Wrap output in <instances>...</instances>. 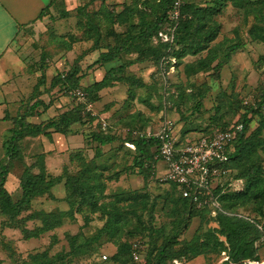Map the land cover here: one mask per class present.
I'll list each match as a JSON object with an SVG mask.
<instances>
[{"label": "rangeland", "instance_id": "1", "mask_svg": "<svg viewBox=\"0 0 264 264\" xmlns=\"http://www.w3.org/2000/svg\"><path fill=\"white\" fill-rule=\"evenodd\" d=\"M42 1L46 4L49 0ZM162 1L72 0L65 5L58 1L52 13L40 21L39 29L29 28L18 44V49L23 54L26 50L29 51L26 57L29 56L35 64L39 61L42 68H52L51 75L57 71L56 65L62 57L70 64V68L76 63L80 73L87 77V82H83V85L99 79L108 67L121 64L111 84L97 92L96 101H91L85 94L86 98L81 103L68 90L65 92L70 105L77 109L76 132L81 137V145L75 147L77 144L72 143L73 147L67 153L78 151L81 158L69 162L65 153V156H61L62 160L53 158L42 166L44 172L50 176H63L75 173L80 161H93L96 167L103 164L106 168L101 171L100 177L104 179L105 187L98 204H107L112 201L113 195L122 193L129 196L127 203L133 201L132 207H140L144 201L147 205L152 203L153 208L150 212L133 209L140 215V219H136L130 212L131 207L119 202L120 223L113 225L112 233L105 231L97 235V230L107 215L101 206L90 209L82 205L80 211H76L75 206L69 210L71 197L65 191L62 178L48 192L33 198L27 210L18 215L24 217L30 213L35 214L36 211H44L54 220L60 218L58 226L38 234L35 238L24 240L20 229H33L40 222L35 218L23 223L7 222L5 217L0 216V264H136L126 252L119 254L116 251L118 248L124 251L125 246L130 250L137 243L140 246L139 257L144 264L155 263V250L151 253L149 250L162 242L163 237L176 226L175 221L188 208L175 199L176 192L170 183L160 181L153 175L155 172H142L134 166V150L129 146L128 139L135 137L134 132L156 129L163 114L175 126L182 122L181 135L193 133L195 137L208 134L241 120L245 111L241 103L243 99L253 103L257 101L259 91L264 85V42L251 40L247 31L254 25L255 19L251 14L254 10L264 20V5H261L260 0H243L240 2L241 7L236 6L239 0L224 2L221 11L212 17L218 26L216 37L208 44V47H213L212 50L183 55L174 66V71L168 74L171 85H161V77L154 75L155 62L146 49L149 44L156 45L152 39L146 43L134 38L130 43L136 46L140 44L138 52L130 50L122 53L119 59L104 66L95 62L98 53L104 52L106 44L112 45L122 35H134L140 24L139 19L148 22L159 15ZM209 1L182 0V4L205 6L209 5ZM77 6H83L84 11L90 14L93 23L98 26L100 36L97 48L91 46L93 39L85 38L84 27L87 22L82 15L77 14ZM260 28L264 30V21L258 22L252 30L255 33ZM236 40L243 46L228 53L225 61L230 63L229 70L226 74L221 73L220 69L225 61L220 67L218 63L223 60L224 46ZM214 50L218 52L217 57L210 61L205 71L185 72V64L194 63L198 57H208ZM223 75H230L229 85H221V78L220 82L216 80ZM209 81H214L215 85H209ZM163 89L166 90L162 95ZM49 91L41 97L44 103L48 100L52 103L61 95L57 90L52 93ZM166 94L174 102L173 105L167 102ZM165 101L166 108L163 111L161 103ZM247 117L249 122L244 138H247L246 148L249 152L242 155L239 162L230 161V165L234 164L230 175H234L242 166L252 164L260 169L264 166V105L258 112L248 113ZM257 127L260 130L254 132ZM98 131L113 135L116 140L98 146L89 137L90 133ZM180 138L183 139L181 136ZM33 152L37 151L24 152L20 159L8 162L9 172L4 188L10 193L12 200L19 196V178L23 169L36 159ZM0 160L4 161V158ZM161 170L162 163L156 161L155 171ZM31 171L37 170L33 168ZM251 177L257 198L245 206L236 207L232 214L258 219V225L264 230V217L258 215V211H264V172L255 171ZM130 194L134 195L133 200L130 199ZM66 197L68 198L65 199ZM217 202L222 205L220 201ZM212 228H216V225L209 220L207 214L202 210L197 213L193 211L186 227L177 235L176 243L158 264H219L225 259L223 252L217 253L212 248L196 256L187 252L189 246L201 242L203 234ZM258 232L257 228L246 226L241 231V236L255 235ZM219 240L224 239L219 236ZM183 251L185 254L180 255ZM256 256L257 261L245 260L242 264L264 262V246L256 249Z\"/></svg>", "mask_w": 264, "mask_h": 264}, {"label": "trees", "instance_id": "2", "mask_svg": "<svg viewBox=\"0 0 264 264\" xmlns=\"http://www.w3.org/2000/svg\"><path fill=\"white\" fill-rule=\"evenodd\" d=\"M226 1L227 0H210L209 5L205 6L194 5L191 3L182 4L179 11V17L176 20L172 41L162 43L156 38V33L162 28L163 25L167 23V12L172 2V0H163L161 2V13L159 15L154 16V18L148 22L139 19L140 24L138 26L137 24L135 25L138 27V29L134 35H122V37H119L112 45L106 44L104 46V52L98 53L95 62H98L100 65H102V63H109L119 59L122 53L130 52V50L138 52L140 44L136 46L135 44L130 43V40L134 38H139L140 41L146 43L149 39H152L153 43L156 45L149 44L147 45L146 49L149 51L151 59H153L155 62V72L159 71L158 65L161 59L165 60L163 68L165 71H167L169 65L175 66L183 55H194L206 49L212 50L213 47H208V44L214 40L218 31L217 23L212 20V17L221 11L222 7L224 6V2ZM242 1L243 0L237 1L236 6L241 7L240 2ZM259 2L261 5H264V0H260ZM259 8L260 7H258V9ZM84 10L85 8L83 6H77L76 8L77 14L82 15L87 22L86 27H84L85 38L93 39L91 46L97 48V41L100 36L98 26L93 23V19L90 14ZM251 14L255 19L254 21L256 24L258 22L261 23L264 21L262 15H260L258 11L254 10ZM40 15H43L42 11L39 13V17ZM255 22H253L254 25L248 29V35L251 40L258 39L264 42V30L260 28L261 30H258L255 33L252 30V28H256ZM242 46L243 44L237 40L225 45L223 60H220L219 63L217 62L218 66L220 67V65H222L226 59H228V53H233L237 48ZM217 54L218 52L216 53L214 50V53L208 57H198L194 63L185 64V72H194L198 70L205 71L210 61L216 59ZM170 58H174L173 63H170ZM120 66L121 64L119 66L108 67L105 69L100 79L93 81L87 86L81 88L77 85L79 76L76 75L79 73V66L74 63L65 77V84L60 86H62V88L65 90L79 87L85 92L91 101H96L98 98L97 92L111 84V80L115 78L113 76L115 72L119 70ZM58 76L55 77V80L53 79L54 83L59 80ZM165 90L166 89H163L162 95L165 93ZM166 100L167 102L171 103V105H173V101L171 102L170 97L167 94ZM161 105H163V103H161ZM242 105L245 107V111L241 116V120L237 121L241 123L242 128L237 132L235 138L231 141L230 150H227L226 152L227 159L224 165L230 170L234 165H230V161L233 160V163L239 162L240 157L249 152V149L246 148L247 138H244V131L246 129L247 123L249 122L247 114L258 112L264 105V85L259 91L257 101L254 103H242ZM73 109L75 110L74 113L77 114L76 107ZM68 116L69 115L61 114L43 126L26 122L24 115L18 116L13 119L12 127L3 136L2 148L4 161L0 160V216L5 217L7 222L16 221L23 223L24 221L32 218H35L40 222V225L33 229H26L24 227L20 229L22 238L24 240L35 238L38 234L58 226L61 222L60 218L57 217L56 220H54L50 214H47V212L44 211H36L37 213H30L24 215V217H18V215L21 212L27 210L33 198L48 192L49 188L59 183L62 178H64L63 186L65 187V191H67L68 195L71 197L69 199V210L74 206L76 211H80L82 205H86L90 209H95L101 206L100 208L107 215L106 220L97 230V235H100L105 231L112 233L111 230H113V225H118L120 223V214L118 211L119 202H122L124 206L131 207L130 212L136 219H140V215H137L136 211L133 209H136L140 212H150V210L153 208L152 203L147 205V203L144 201L140 204V207H135V205L132 207L133 201L132 203H127V197L129 196L126 194L122 195V193L113 195V199H111L112 201H109L107 204L102 202L98 204L97 202L99 198L103 196L105 187L104 179L100 177L101 171L105 170L106 168L105 165L100 164V167H96L93 161H80V163L77 164V170L75 173L64 174L63 176H50L44 172L41 161L42 155L40 154L36 155L35 161L23 169L19 178V196L15 200L11 199L10 193L4 188V183L6 175L9 172L8 162L21 158L22 152L21 145L19 143L20 139L24 136H34L44 133V130L49 127L53 128L57 132H64L62 131L63 128H65L70 123ZM76 118L78 119V116H76ZM259 130L260 127H257L254 132H258ZM177 132L179 136H183L181 135V132L180 134L179 131ZM133 135L135 136L134 138L128 139L130 140L129 143L133 146L134 150L132 163L139 169V171L141 170L142 172L151 173L152 165L154 166L155 163L152 159V156L155 153L157 141L154 138L143 136L141 132H134ZM89 137L90 140L94 141L98 146H103L116 140L113 135L99 131L90 133ZM75 158H81L78 154V151L70 155L69 162L74 161ZM33 168H36L37 171L32 172L31 170ZM260 170L264 172V166L262 169H260L257 165L252 164L250 166L239 167L237 172L234 175H231V177L241 181L242 185L240 188L230 189L226 186L214 187V193L217 195V201L222 203L221 206L219 205L221 212L218 211L214 218L216 222V228L207 230L203 234L201 242L189 246L187 252H189L191 256L199 255L204 253L208 248H212L217 253L223 252L225 259L219 264H242V262L245 260L257 261L256 249L258 247L253 246V241L258 237L259 232L255 235L249 236L248 234H245L241 236V231L246 226L254 227V229L256 227L243 217L232 214V210L236 207L245 206L247 203L254 201V199L257 198V192L252 188L253 183L251 175L254 174L255 171L259 172ZM170 184L176 192L175 199L179 200L184 207L188 208V210L183 211L184 214L182 217L175 221L176 226L168 235L163 237L162 242L156 248H151L149 250V253L155 250V263L152 264H158L165 256L168 255L171 246L176 243L177 235L186 227L188 220L193 214V211L197 213L198 210H202L204 214H208L206 208L195 209L188 199L180 196L175 188V185L172 183ZM130 195H132L130 199L133 200L134 195ZM67 198L68 197L65 199ZM258 215L264 217V211H258ZM253 220L255 223L258 222V219L253 218ZM219 236L223 237L224 240H219ZM125 252L131 259V249L129 250L128 246L124 247V251L120 248H118L116 251V253L119 254H123ZM184 254L185 252L183 251L180 255ZM32 264L45 263L40 262Z\"/></svg>", "mask_w": 264, "mask_h": 264}, {"label": "crops", "instance_id": "3", "mask_svg": "<svg viewBox=\"0 0 264 264\" xmlns=\"http://www.w3.org/2000/svg\"><path fill=\"white\" fill-rule=\"evenodd\" d=\"M58 1H62L64 5L72 2V0H49L45 4L42 0H0V159L3 158L4 134L12 127L13 119L22 115L26 122L40 126L61 114L69 115L68 119H70V123L65 128L60 126L64 132H57L49 127L44 130V133L21 138L19 143L22 154L32 150L37 151L33 154L42 155V164H47L53 158L62 160L61 156H65V153L69 159L70 155L75 152L67 153L73 147L72 143L77 144L75 147L81 145V137L76 132L78 120L73 109L75 107L70 105L71 103L64 95L67 90L60 86L65 84V77L71 69L70 64L62 57L56 65L57 71L51 75L52 68H42V63L38 61L35 64V61L29 59V56L26 57L28 50L23 54L18 49L23 35L29 28L38 30L40 21L52 13V9ZM41 11L44 16L40 15L39 17ZM105 64L102 63V66ZM228 67H230L229 62L223 63L220 72L226 74L229 70ZM158 70L154 71V75L158 78L161 77V84L171 85L168 74L174 71V66L169 65L167 71L163 68L164 73H161L159 67ZM61 73H64L63 77H60ZM76 75L79 76L77 85L81 88L87 86L83 85V82H87V77L83 76L80 71ZM56 76L59 80L54 83L53 79L55 80ZM230 78V75L228 77L223 75L216 80L221 85H229ZM96 80L98 79L91 82ZM209 85H215V82L209 81ZM56 90L59 95L61 93L58 99L53 100L52 103L49 100L44 103L42 95L48 91L49 93L56 92ZM54 107L57 109L55 110ZM52 110L55 111L51 112ZM182 126V122H178L176 126L174 124L175 130L179 132ZM182 138H194V135L186 133ZM56 141H58L57 146Z\"/></svg>", "mask_w": 264, "mask_h": 264}, {"label": "built area", "instance_id": "4", "mask_svg": "<svg viewBox=\"0 0 264 264\" xmlns=\"http://www.w3.org/2000/svg\"><path fill=\"white\" fill-rule=\"evenodd\" d=\"M181 5L182 0H172L167 12V23L156 33L158 41L162 43L172 41ZM169 60L170 63L174 62V58ZM164 63L165 60L161 59L158 65L161 73H164ZM63 75L64 73H61L60 77ZM68 93L81 103L86 98L85 92L79 87L70 89ZM246 102V99H243L242 103ZM165 103H163V111L166 108ZM241 128V123L237 122L223 129H216L208 135L181 139L173 122L163 114L156 129H146L141 132L143 136L154 138L157 141L152 159L154 162L162 163V170L156 172L154 163V166L152 165V172H155L153 175H156L162 182L174 184L180 196L188 199L195 209L206 208L209 220L215 225L214 218L218 211L221 212V209L217 202V195L214 193V187L226 186L230 189H237L241 186L240 180L233 179L230 175L231 170L224 165L227 159L226 152L231 148L230 143ZM129 146L133 148L131 144ZM235 215L243 217L258 229L259 235L253 241V246L264 245V230L261 226L250 217ZM139 249L138 243L133 244L130 257L136 264H144L139 257Z\"/></svg>", "mask_w": 264, "mask_h": 264}, {"label": "bare ground", "instance_id": "5", "mask_svg": "<svg viewBox=\"0 0 264 264\" xmlns=\"http://www.w3.org/2000/svg\"><path fill=\"white\" fill-rule=\"evenodd\" d=\"M255 264H259V263H255Z\"/></svg>", "mask_w": 264, "mask_h": 264}]
</instances>
